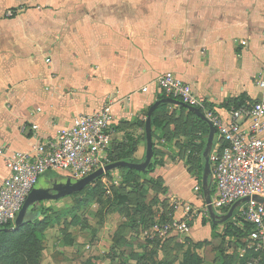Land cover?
<instances>
[{"label":"crops","instance_id":"crops-1","mask_svg":"<svg viewBox=\"0 0 264 264\" xmlns=\"http://www.w3.org/2000/svg\"><path fill=\"white\" fill-rule=\"evenodd\" d=\"M263 67L264 0H0V185L11 173L7 156L33 149L78 114L110 101L114 142L135 139L132 157L143 162L148 111L165 94L159 76L174 72L206 106L227 116L235 107L231 99L246 106L263 96ZM161 105L168 115L188 120L190 110ZM175 127L154 131L164 164L150 176L163 181L160 199L198 206L195 178L181 153L204 141L203 155L210 129L194 132L199 137L191 141L187 130L174 133ZM217 141L215 133L210 153ZM185 175L195 191L188 198L179 188ZM209 179L213 184L212 174ZM183 211L174 210V216Z\"/></svg>","mask_w":264,"mask_h":264},{"label":"built area","instance_id":"built-area-1","mask_svg":"<svg viewBox=\"0 0 264 264\" xmlns=\"http://www.w3.org/2000/svg\"><path fill=\"white\" fill-rule=\"evenodd\" d=\"M157 81L168 97L198 108L214 125L218 141L210 153V163L217 194L211 204L218 214L224 215L234 203L249 198L236 208L233 220L250 224L248 239L264 245V203L256 198L264 199V67L258 77L263 96L250 105L232 107L227 116L206 106L195 96L192 87L174 72H165ZM115 121L110 101L98 111L78 114L70 125L60 128L56 136L38 142L33 149L16 150L7 156L11 173L0 185V226L15 225L28 195L47 172L78 180L111 163L109 153L114 142ZM32 129L36 131L38 126L34 124ZM0 153L5 151L0 150ZM198 190L195 186V191ZM171 204L174 210L184 208L183 216L175 217L173 213L171 219L164 220L159 213L150 230L153 237L189 234L190 205L175 198Z\"/></svg>","mask_w":264,"mask_h":264},{"label":"rangeland","instance_id":"rangeland-1","mask_svg":"<svg viewBox=\"0 0 264 264\" xmlns=\"http://www.w3.org/2000/svg\"><path fill=\"white\" fill-rule=\"evenodd\" d=\"M199 157L202 164L204 154L181 153L189 173L195 178L194 186L199 187L196 192L201 201L198 206L189 204L191 225L195 223L191 232L194 238L189 234L185 237H189L191 242H203L201 248H192L190 243H185L184 236L179 240L153 237L150 232L152 225H142L139 230L130 229L128 223L137 204L152 206L155 218L168 207L163 206L160 197V201L155 200L153 190L142 191L139 187L142 180L138 185L136 182H124V171L118 168L80 193L33 205L36 211L50 208L48 213L40 215L45 227L40 234L38 264H249L251 261L264 264V245L245 236L224 234L225 216L218 214L214 208L219 223L215 231L211 229V214L202 185L205 162L204 170L199 174L196 167ZM50 172L53 177L58 175ZM199 175L201 178H198ZM46 178L50 177L41 178V183L45 184ZM147 178L152 177L148 175ZM208 184H212L211 179ZM179 188L186 198L195 193L193 180L187 175L179 178ZM168 204V209L173 208L170 202ZM136 218L142 220V217ZM199 223L207 232L204 233ZM234 224L244 226L241 222L234 221ZM14 227L11 229L14 230ZM190 250L200 254L201 261L194 263L188 253ZM29 257L32 258L30 264H35L34 254Z\"/></svg>","mask_w":264,"mask_h":264},{"label":"trees","instance_id":"trees-1","mask_svg":"<svg viewBox=\"0 0 264 264\" xmlns=\"http://www.w3.org/2000/svg\"><path fill=\"white\" fill-rule=\"evenodd\" d=\"M166 97L168 96L165 94L162 96V98H166ZM229 102H231L235 107L242 105V102H239L238 99H233V100L231 99ZM228 106L230 107V105ZM166 108L167 105H160L154 111L152 116V135H154V131L156 129H161L163 131H166L167 129L170 128L171 124H175L176 126L175 131H173L174 133L179 130L180 132L183 130H187L188 131L187 135L190 136L191 141H195L199 137L197 134H193L194 132L201 134L202 133L208 134L209 132L208 124L203 119L195 115L193 112L189 111V116H188L189 118L187 121H184L183 118L182 119L178 118L176 114L168 115ZM178 109L180 110L181 113L187 112V108L184 106H178ZM194 118L196 120H194ZM190 127H191V131L189 132ZM136 144L137 142L133 138H128V144L113 142L112 148L109 153L111 162L124 160V161L137 163L138 161L132 157V153L136 149ZM204 147H205V142L202 141V143L198 145V148L195 147L190 151V154L191 153L194 154L195 152L198 155L200 154L201 156L202 155L201 152ZM199 159L200 157L197 158L196 160V164H197L196 167L199 174H201L200 172H203L204 170V162L201 164ZM163 164L164 161L162 155L154 147V156L152 158L150 165L145 171L142 172L136 169H130L125 167H121L119 169L124 171V177H123L124 182L127 183L136 182L138 185L139 181L142 180L143 181L141 182L142 184L139 185L142 191L148 192L149 189L153 190L156 193L155 200L158 201L159 195L166 192V188L163 186V181L160 178L156 179L153 177L152 178H147V177L156 170V167L158 165H163ZM198 178H201V176L199 175ZM99 179L100 178H98L97 180ZM216 194L217 191L215 189V185L212 184L210 190L211 198L214 197ZM143 196L145 197L144 193ZM162 201L163 202L161 203H163V206L169 208V204H168L169 201L167 199ZM168 208H166L163 213L164 220L172 218L174 210L173 208L170 209ZM42 209L39 208V210L36 211V206H32L30 210V212L32 211V215H30L28 221L25 222L23 225H21L18 229L12 230L11 228L14 225L11 223L0 226V264H30L32 258H30L29 255H31V253L34 254L36 261L35 264H38L37 258H39V254H38L39 246L41 245L40 234L45 227V222L41 220L40 215H43V213L45 214L48 213L50 208L46 211H43ZM226 212L228 211L226 210ZM217 215L218 214L216 213V216ZM136 217H142V220H139V218ZM218 218L219 216L216 217V219H213L211 217L210 224H211V229L213 231H215L216 226L219 223ZM155 219H156L155 213L152 209V206L150 205L146 206V204H137L135 206L134 212L132 213V218L128 223V227L132 230H139L142 227V225L146 227L153 225ZM223 227H224V234H226L227 236H243V237L245 236L247 238L250 230L252 229V226L250 224H244V226L235 225L233 217L225 220V222L223 223ZM168 239L179 240L181 239V237L173 236V237H169ZM184 241L185 243H190L191 247L196 249L201 248V246L203 245V242H191L189 240V237H184ZM188 253L189 256H191V259L194 261V263L198 262V260L201 261L200 254H197L192 250H190V252Z\"/></svg>","mask_w":264,"mask_h":264},{"label":"water","instance_id":"water-1","mask_svg":"<svg viewBox=\"0 0 264 264\" xmlns=\"http://www.w3.org/2000/svg\"><path fill=\"white\" fill-rule=\"evenodd\" d=\"M163 103H171V104H175L178 106H184L188 110L194 112L201 119H203L209 126V129H210L209 143L206 148V151L204 152L206 172L203 177V183H204L205 193L207 195L206 201L208 204L211 217L213 219H216L218 215L216 216V213L213 210V206L211 204L212 198L210 196V185L208 184V177L211 174L210 149H211V143L216 133V129L214 125L204 115V113L201 112L198 108L188 105L187 103L181 100H178L176 98L167 97V98H162L156 101L150 107L148 111L147 120H146L147 152H146V158L143 162L135 163V162H129V161H124V160L111 162L107 164L104 168H99L98 170L92 172L88 176L78 179V180H74L72 178L65 177V176H55V177L49 178L44 184V183H41V178H40L39 182L32 189L25 203L23 204L16 218L14 229H18L21 225H23L25 222L28 221L32 206L39 202L47 201V200H59L66 196L80 193L84 189H86L88 186L93 184L98 178H101L106 173L112 170L121 168V167L136 169L142 172L145 171L150 165L152 158L154 156V144H153V135H152V116H153L154 111ZM256 198L258 201L264 203L263 198H260V197H256ZM248 199L249 198H243L237 201L236 203H234L233 206L229 209V211L226 214H224L225 216L224 219L227 220L231 218L236 208L241 203L247 201Z\"/></svg>","mask_w":264,"mask_h":264},{"label":"bare ground","instance_id":"bare-ground-1","mask_svg":"<svg viewBox=\"0 0 264 264\" xmlns=\"http://www.w3.org/2000/svg\"><path fill=\"white\" fill-rule=\"evenodd\" d=\"M59 176V175H58ZM42 178V177H41Z\"/></svg>","mask_w":264,"mask_h":264}]
</instances>
